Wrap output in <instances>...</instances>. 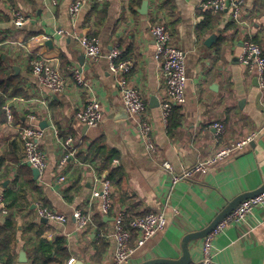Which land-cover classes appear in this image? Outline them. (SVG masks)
<instances>
[{"label": "crops", "instance_id": "1", "mask_svg": "<svg viewBox=\"0 0 264 264\" xmlns=\"http://www.w3.org/2000/svg\"><path fill=\"white\" fill-rule=\"evenodd\" d=\"M73 1L0 0V79L10 78L8 87L0 90V228L8 218L15 228L11 264H32L35 258L37 264H52L54 251L48 248L58 240L68 256L64 264H111L113 220L124 211L131 217L160 211L166 219L165 228L141 246L136 245L140 234H132L127 264L177 260L185 235L202 230L237 196L264 184V89L239 62L245 39L261 46L264 54V0H244L241 23L228 12L204 9L205 0H148L146 14L140 13L142 0H106L103 5L86 0L71 18ZM12 8L27 17L21 26L12 22ZM155 22H164L171 43L186 55L185 103L174 108L167 125L160 109L165 81L149 31ZM81 35L98 37L101 54L96 61L85 56L75 38ZM114 48L136 63L130 82L146 105L156 155L148 154L123 107L109 69L108 55ZM39 58L49 60L65 78L63 92L53 94L39 84L30 66ZM75 71L88 88L76 84ZM91 99L99 102L103 117L89 128L75 114ZM29 115L36 119L30 121ZM215 122L224 127L219 142ZM29 123L44 132L39 145L47 166L37 178L33 168L21 163L19 131ZM256 132L242 151L191 180L172 186L161 166L168 162L179 173L208 159L220 146ZM68 137L78 145L62 164L66 150L61 142ZM109 174L112 209L104 215L93 191ZM60 176L64 181H58ZM39 205L64 215L66 222L39 218ZM75 210L91 215L81 230ZM203 239L188 245L191 264L201 261ZM213 247V264H264V206L225 226ZM20 251L25 263L18 261Z\"/></svg>", "mask_w": 264, "mask_h": 264}, {"label": "built area", "instance_id": "2", "mask_svg": "<svg viewBox=\"0 0 264 264\" xmlns=\"http://www.w3.org/2000/svg\"><path fill=\"white\" fill-rule=\"evenodd\" d=\"M86 0H74L69 6V15L75 18ZM106 0H95L98 5H103ZM56 4L57 0H50ZM202 7L213 14L228 12L231 18L237 23H241L244 0H205ZM12 22L21 26L27 17L19 10H10ZM150 34L154 40L155 59L160 64L161 74L165 81L164 97L160 102L162 122L167 125L170 115L175 107H181L185 103V53L171 43V35L164 22H155L150 26ZM64 34L62 30L57 32ZM79 42L85 56L90 61H96L101 54L99 39L96 36L81 35L75 36ZM109 69L114 76L117 89L119 90L123 107L129 117L135 122L137 131L143 145L150 155H156V146L152 134V127L146 116V105L143 101L140 90L130 82V75L135 69V61L122 57V52L114 48L108 55ZM239 62L247 69V72L254 76L260 89H264V54L263 49L251 39L241 42V52ZM31 71L39 84L53 94L61 93L66 86L65 78L53 64L43 58L31 61ZM73 78L81 88H88L89 83L84 80L81 74L74 72ZM8 119H11V112L8 105L4 106ZM76 119L86 127H96L102 120L103 114L98 101L89 100L82 109L75 114ZM30 121H34V115L28 116ZM215 130V140L219 142L224 127L221 123L215 122L212 126ZM43 130L29 123L20 128L19 137L23 147V157L21 163L30 168L42 172L46 166V156L41 149L39 142L43 137ZM258 136V132L247 137L220 146L208 159L196 163L189 168H183L179 173L173 172L168 162H162L161 166L167 172L170 184L174 186L180 181L193 179L199 173H206L222 161L230 158L234 153L242 151L252 140ZM62 147L66 150L62 164L73 157L75 146L78 143L71 137L62 140ZM114 163H118L117 160ZM61 167V166H60ZM59 182L64 181V176L58 178ZM100 187L93 191V196L101 200V213L106 215L112 209V184L107 178H100ZM3 192L0 188V204L3 202ZM264 206V192L259 195L243 200L214 230L209 233L202 243L201 261L197 264H213L214 253L213 239L225 226L230 223L245 220L254 208ZM6 214V210H2ZM36 213L39 218L49 222L63 224L66 217L56 211L50 210L41 205L37 206ZM74 219L78 230L83 229L91 222V215L81 210L74 211ZM166 226V219L163 212H151L143 216L131 217L128 213L119 212L113 220L112 237L115 242L113 261L111 264H127L133 250L130 246L132 234L137 232L140 238L136 245L141 246L145 241L153 237L157 232ZM72 260L69 261L71 263Z\"/></svg>", "mask_w": 264, "mask_h": 264}, {"label": "water", "instance_id": "3", "mask_svg": "<svg viewBox=\"0 0 264 264\" xmlns=\"http://www.w3.org/2000/svg\"><path fill=\"white\" fill-rule=\"evenodd\" d=\"M147 6H148V0H142V4H141V7H140V13L141 14H146ZM32 173H33L35 178H37L39 176V174H40V172L37 169H33ZM262 192H264V184L260 188L255 190V191L240 194L234 200L229 202L227 204V206L210 222V224L208 226H206L205 228H203L202 230H199L197 232L185 235L183 237V239H182V244H181L182 255H181V257L179 259H177V260L154 259V260L146 261V262H144L142 264H191L192 261H191L190 254H189V251H188V245L191 242H194L196 240L205 238L243 200H246V199H249V198H253V197L259 195ZM25 257H26L25 253L23 251H20L19 252L18 261L21 262V263H25L26 262V258ZM71 264H82V263L75 260Z\"/></svg>", "mask_w": 264, "mask_h": 264}, {"label": "trees", "instance_id": "4", "mask_svg": "<svg viewBox=\"0 0 264 264\" xmlns=\"http://www.w3.org/2000/svg\"><path fill=\"white\" fill-rule=\"evenodd\" d=\"M0 71H1V65H0ZM7 80L0 79V90L1 89L5 90L8 87ZM112 176L113 175L109 174L106 177L107 179L110 180L111 184L113 183ZM14 234H15V228L13 226V223H11V219L8 218L6 220V224L2 228H0V264H11V261L14 258L12 253V248L10 247L11 242H13L14 240ZM63 245H64L63 241L58 240L54 243L53 247L48 248L50 251H52V249L54 251V257L51 260L52 264H64V262H66L68 256L66 255L65 248L63 247ZM37 262H38L37 258H35L32 264H37ZM49 262H50V258H49Z\"/></svg>", "mask_w": 264, "mask_h": 264}]
</instances>
